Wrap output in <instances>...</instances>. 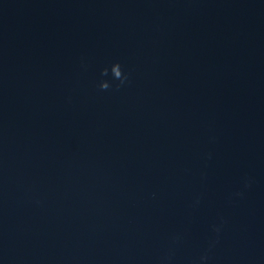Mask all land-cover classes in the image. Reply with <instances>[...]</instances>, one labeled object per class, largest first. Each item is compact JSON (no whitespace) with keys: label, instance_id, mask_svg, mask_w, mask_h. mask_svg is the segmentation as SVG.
Wrapping results in <instances>:
<instances>
[{"label":"water","instance_id":"1","mask_svg":"<svg viewBox=\"0 0 264 264\" xmlns=\"http://www.w3.org/2000/svg\"><path fill=\"white\" fill-rule=\"evenodd\" d=\"M0 264H264V0H0Z\"/></svg>","mask_w":264,"mask_h":264},{"label":"clouds","instance_id":"2","mask_svg":"<svg viewBox=\"0 0 264 264\" xmlns=\"http://www.w3.org/2000/svg\"><path fill=\"white\" fill-rule=\"evenodd\" d=\"M101 75L102 76H108L109 75V69L108 68H104L101 71ZM111 75L113 77L114 80H118L120 83L116 85L117 88H119L121 85H123L125 83V81H127L128 76L127 74L123 71L122 66L119 62L113 63L111 65ZM111 87L109 81L107 80H101L99 83V88L101 90H107ZM218 231V229H217ZM201 260H207V256H202Z\"/></svg>","mask_w":264,"mask_h":264}]
</instances>
